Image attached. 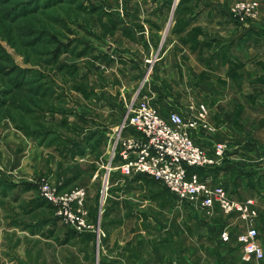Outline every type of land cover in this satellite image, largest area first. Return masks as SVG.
<instances>
[{
    "label": "rangeland",
    "instance_id": "374dc122",
    "mask_svg": "<svg viewBox=\"0 0 264 264\" xmlns=\"http://www.w3.org/2000/svg\"><path fill=\"white\" fill-rule=\"evenodd\" d=\"M239 2H257L256 14L236 17ZM252 27L264 32V0H0V264H264L238 240L256 226L264 248L254 200L253 218L204 207L109 164L132 98L186 118L204 103L206 126L192 133L236 156L201 178L237 199L264 193V180L240 174L264 166V33L261 44L238 42ZM13 65L45 91L29 113L16 106L24 92L15 103L4 95Z\"/></svg>",
    "mask_w": 264,
    "mask_h": 264
},
{
    "label": "built area",
    "instance_id": "2783aa9c",
    "mask_svg": "<svg viewBox=\"0 0 264 264\" xmlns=\"http://www.w3.org/2000/svg\"><path fill=\"white\" fill-rule=\"evenodd\" d=\"M256 5L257 2H239L232 12L239 19L254 16ZM198 110L197 118H186L177 110L163 116L147 101L138 99V95L132 98L114 130L109 164L115 162L123 175H147L161 181L178 199L199 198L204 207L217 205L222 210L253 218L252 198H233L222 184L209 186L196 170H191L195 166H220L233 157L225 142H213L209 147L196 142L192 132L206 126L201 119L207 112L206 105L200 103ZM128 127L133 133H124ZM81 194L76 191L72 197L79 202ZM228 236L223 231V239ZM257 237L254 226L238 234L245 259L264 256Z\"/></svg>",
    "mask_w": 264,
    "mask_h": 264
},
{
    "label": "crops",
    "instance_id": "0c3cea01",
    "mask_svg": "<svg viewBox=\"0 0 264 264\" xmlns=\"http://www.w3.org/2000/svg\"><path fill=\"white\" fill-rule=\"evenodd\" d=\"M262 28H260V27H258V28H254V27H252V29L250 30L251 31V33H252V37H251V39H247V41L245 40L246 38H247V34H245V33H243V38H242V36H240V37H238V42H241L239 45L241 46L239 49H241V50H243L244 48V45H246V47L248 46V42H249V40H250V42L251 43H253V44H261V38H262V33H264V32H262V30H261ZM236 43V42H235ZM235 43H231V45L230 46H234V47H239L238 45H237V43L235 44ZM234 44V45H233ZM184 47V46H183ZM188 47H190V45H188ZM229 47V46H228ZM230 53V52H229ZM237 53V52H236ZM234 56H240L239 54H241V53H237L238 55H235L234 53H232ZM238 58V57H237ZM239 72H241V71H239ZM155 90V91H154ZM154 90H152V89H150V93H151V95H155L157 98H159V96H160V98L159 99H161V95H162V91H161V88L160 87H154ZM148 102V101H147ZM149 103V102H148ZM124 133H133V129L131 128V127H128L125 131H124ZM107 136L109 135V131L107 132V133H105ZM100 135V134H99ZM99 135H97L96 134V132H95V134H94V131L92 132V133H90V134H88V135H86L84 138H82V139H80V140H78L77 141V145H76V147L78 148V152H82V148H84L83 146H84V144L86 143V146L87 145H90V144H92V143H95L96 142V139L95 138H97L96 136H99ZM193 136H194V138H195V140H196V142H198L199 144H202L203 146H205V147H209L210 146V143H213V142H210L208 139L209 138H207V137H205L204 139H206V140H204V139H201V138H203V137H197V135L195 134V132L193 133ZM103 138L105 139V135L103 136ZM82 140H84V142H82ZM100 140V139H99ZM101 141V140H100ZM99 141V142H100ZM80 149V150H79ZM85 149V148H84ZM234 156H236V154H233V157ZM226 162H230V161H226ZM225 164H227V163H225ZM116 166H117V164H115ZM253 165H255V167H253L252 166V168H250V169H246V170H244V169H242V171H240L241 173V175H246V174H248L249 172L250 173H253V174H255L256 175V177H258L260 180H264V166H260L259 164H257V163H253ZM226 166V165H225ZM216 167H224V165H222V166H216ZM201 168L202 167H196V168H191V170L193 169V170H196L199 174H202V170H201ZM204 168V167H203ZM262 168V169H261ZM137 176V175H136ZM215 185H217V184H215ZM256 194H254L253 196H252V199L254 200V207L257 209V212H258V218L256 217L255 219H254V222H257L258 224H260L261 226H262V223H264V222H261V221H264V193H261L260 191H258V192H255ZM246 198H248V197H246ZM261 218H262V220H261ZM256 227V226H255ZM257 228V227H256ZM262 228V227H261ZM258 229V228H257ZM262 229H264V228H262ZM260 243L262 242V240L260 239V231H259V240H258Z\"/></svg>",
    "mask_w": 264,
    "mask_h": 264
},
{
    "label": "trees",
    "instance_id": "16d2710c",
    "mask_svg": "<svg viewBox=\"0 0 264 264\" xmlns=\"http://www.w3.org/2000/svg\"><path fill=\"white\" fill-rule=\"evenodd\" d=\"M47 5H50L49 3ZM23 35L27 36L29 35V33H31V30H25L22 32ZM43 33V32H42ZM28 44H33L34 40L31 38L30 40H27ZM63 46H61V43L57 44L56 50L54 51V56L52 59H56L58 53L61 51ZM13 67H15L16 69H18V72H16L17 74L11 78L8 83L9 85L5 88L4 90V95H8L10 93V91L13 90V92L11 93V98L15 103V100L18 101V99H16L19 95L21 97V92H24L27 96L24 97V99L21 100L20 105H16L18 109H22L21 111L23 113H29L30 112V108L28 107L29 104H31L32 102V96H39L42 92L43 94H45L44 89L42 90V86L41 85H37V86H30L28 84H24L26 82L25 78L27 76V74L29 72L33 73V70L30 67H25L22 68L20 66H16L13 65ZM11 67V68H13ZM25 80V81H24ZM23 82V83H22ZM24 84V85H23ZM23 97V96H22ZM23 127V126H22Z\"/></svg>",
    "mask_w": 264,
    "mask_h": 264
}]
</instances>
